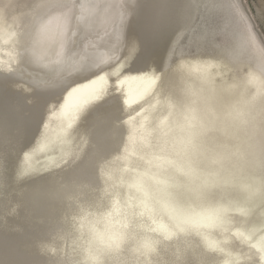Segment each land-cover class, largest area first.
I'll use <instances>...</instances> for the list:
<instances>
[{
  "label": "clouds",
  "instance_id": "9594fccd",
  "mask_svg": "<svg viewBox=\"0 0 264 264\" xmlns=\"http://www.w3.org/2000/svg\"><path fill=\"white\" fill-rule=\"evenodd\" d=\"M142 2L0 0L20 68L71 117L11 173L0 115V203L17 209L0 264H264V42L243 17L213 22L232 3L178 0L186 42L128 71Z\"/></svg>",
  "mask_w": 264,
  "mask_h": 264
},
{
  "label": "bare ground",
  "instance_id": "6f19581e",
  "mask_svg": "<svg viewBox=\"0 0 264 264\" xmlns=\"http://www.w3.org/2000/svg\"><path fill=\"white\" fill-rule=\"evenodd\" d=\"M225 3H232L234 6L225 7L212 18L213 22L232 19L234 27L238 28L240 25L235 22L242 17L240 8L234 0H225ZM178 7V0H168L167 3L165 0H143L139 5L126 31V53L130 56L128 71H144L151 67L160 70L172 43L186 42L187 38L179 34ZM1 90L14 98L13 101L18 104V108L24 111L21 112L22 118L19 115L16 120L9 121L15 132L7 166L9 171L14 173L23 152L34 144L39 134L47 106L53 101L58 102V93L38 89L31 68L27 70L20 68L17 60L7 62L5 66L0 65V112L5 114V110L7 111L12 103L4 97ZM20 120L23 122L22 125ZM52 127H56L55 121ZM16 131H20V134H15ZM21 164L28 166L29 162L21 161ZM16 214L17 209L13 204L0 203V219H11Z\"/></svg>",
  "mask_w": 264,
  "mask_h": 264
},
{
  "label": "rangeland",
  "instance_id": "374dc122",
  "mask_svg": "<svg viewBox=\"0 0 264 264\" xmlns=\"http://www.w3.org/2000/svg\"><path fill=\"white\" fill-rule=\"evenodd\" d=\"M241 10L242 17L251 25L252 31L264 42V0H234ZM18 13L13 11H0V65L16 59L14 33L19 26ZM7 58L9 60H7ZM2 99V98H1ZM1 109V107H0ZM16 116L11 114V120ZM13 120V121H14Z\"/></svg>",
  "mask_w": 264,
  "mask_h": 264
},
{
  "label": "snow or ice",
  "instance_id": "6c2138e0",
  "mask_svg": "<svg viewBox=\"0 0 264 264\" xmlns=\"http://www.w3.org/2000/svg\"><path fill=\"white\" fill-rule=\"evenodd\" d=\"M30 103V102H29ZM47 111L44 112V119L41 123V128L44 127V122L47 120L49 122L50 128L49 131L52 133H60V131L64 128H67L71 117L68 115H62L57 109L50 108L47 106ZM56 122V127H52V123Z\"/></svg>",
  "mask_w": 264,
  "mask_h": 264
},
{
  "label": "water",
  "instance_id": "95a60500",
  "mask_svg": "<svg viewBox=\"0 0 264 264\" xmlns=\"http://www.w3.org/2000/svg\"><path fill=\"white\" fill-rule=\"evenodd\" d=\"M2 91V90H1ZM3 92V95H4V97L7 99V100H9L11 103H12V105H10V106H8V109H9V111H8V109H7V111L5 110V114L3 113H1L0 112V115H4L6 118H7V120L8 121H10L11 120V114H14V115H16V117L18 118L19 117V115H20V117H21V115L23 116V114L21 113V112H23L24 113V111H23V109L21 108V109H19L18 108V104L15 102V101H13V99L14 98H12L11 96H9L7 93H5L4 91H2ZM12 99V100H11ZM19 106H21V105H19ZM22 118V117H21ZM22 120V119H21ZM20 120V121H21ZM23 124V122L21 121V125ZM15 134H20V131H16V133Z\"/></svg>",
  "mask_w": 264,
  "mask_h": 264
}]
</instances>
